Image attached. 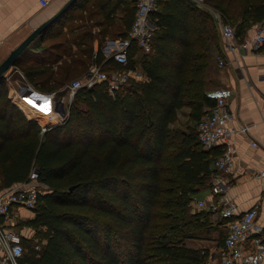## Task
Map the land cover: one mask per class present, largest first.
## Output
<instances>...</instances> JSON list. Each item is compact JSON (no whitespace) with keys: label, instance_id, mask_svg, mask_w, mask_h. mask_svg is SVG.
I'll return each mask as SVG.
<instances>
[{"label":"trees","instance_id":"obj_1","mask_svg":"<svg viewBox=\"0 0 264 264\" xmlns=\"http://www.w3.org/2000/svg\"><path fill=\"white\" fill-rule=\"evenodd\" d=\"M80 3L70 19L81 22L52 33L59 20L40 36L50 40L40 55L27 49L14 65L45 92L94 63L108 72L139 69L144 79L130 78L113 92L106 81L82 88L67 120L47 129L49 117L0 78V191L27 182L34 167L44 190L27 221L36 235L22 239L18 264H203L206 253L185 240L203 235L207 213H192L190 204L210 184L223 151L204 149L195 126L215 102L207 90L211 60L223 51L215 12L243 37L264 22V0H159L150 14L152 50L133 40L126 65L94 44L128 37L136 0L74 6ZM184 107L195 124L173 128Z\"/></svg>","mask_w":264,"mask_h":264},{"label":"crops","instance_id":"obj_2","mask_svg":"<svg viewBox=\"0 0 264 264\" xmlns=\"http://www.w3.org/2000/svg\"><path fill=\"white\" fill-rule=\"evenodd\" d=\"M48 1L49 4L44 6L41 0H0V63L36 27L59 11L68 0ZM81 5L82 3L73 6L69 14L61 19L51 32L56 33L61 27L65 32L71 24L75 27V24L81 22L82 20L77 19L78 17L73 22L70 19L82 11ZM255 27L256 25L252 26L240 39L250 40L255 35ZM81 30L76 28L73 35L80 36ZM99 31L100 27L97 26L92 32L98 33ZM46 38L41 40L38 37L28 49L40 54L38 48L47 44L48 38ZM108 39L122 38L107 36L101 45L96 40L95 50L103 51V48L105 50ZM72 47L73 51L77 49L75 43ZM222 48V53L216 54L209 65L207 90L213 97H216L219 88H226L228 107L235 116L230 126L246 128L232 137L231 142L235 147L234 165L225 174L228 195L236 203L238 214L255 206L258 207L256 224L264 232V174H262L264 172V46L258 51H241L232 54L224 49L222 41ZM218 56L225 58L227 62L225 66H219ZM91 68L92 66L87 74L77 79H87ZM190 111L188 107H184L179 110V113L186 112L190 117ZM213 148L223 150V141ZM210 185L211 182L208 186L201 188L195 197V201L205 200L206 206L199 207L195 201L190 204L192 213L203 211L207 213L206 216L201 217L203 223L206 224L203 235L185 240L188 247L206 253V260L203 264H215L221 260L223 242L228 231L226 221L219 217L221 209L219 195L212 194ZM14 186H19V184ZM3 191L1 190L0 193ZM34 217L33 209L16 204L11 207L9 215L2 219L1 223L5 229H12L19 233L21 240L31 239L36 235V229L29 226L27 221Z\"/></svg>","mask_w":264,"mask_h":264},{"label":"built area","instance_id":"obj_3","mask_svg":"<svg viewBox=\"0 0 264 264\" xmlns=\"http://www.w3.org/2000/svg\"><path fill=\"white\" fill-rule=\"evenodd\" d=\"M158 1L136 0L135 20L128 37L125 39H108L105 50L103 48L104 52L102 51L105 57H113L117 62L126 65L128 63V47L133 40L144 52L152 50L155 26L150 19V14L157 8ZM197 1L203 2L204 0ZM41 4L46 6L49 1L41 0ZM215 17L220 25L223 47L228 53L258 51L264 46V22L256 25L255 35L250 40L244 41L237 35L235 27L225 21L219 12H215ZM218 60L221 67L227 63L223 56H218ZM4 77L21 101L41 114L54 119L57 123H63L70 114L68 106L82 88L92 87L99 82L106 81L110 91L113 92L128 83L130 78L144 79V74L135 69H124L109 74L102 70L101 65L94 63L90 76L84 82L81 79H75L66 83L61 89L52 92H44L33 86L16 66L10 67ZM29 93H34L39 99H47L50 108L40 111L33 107L40 108L27 99ZM226 96V88H219L214 104L205 107L204 113L197 123L198 137L204 149L210 150L220 141L224 143L222 154L214 160L210 185L212 194L219 195L221 205L219 217L224 219L228 225V231L223 242L222 257L215 264H262L264 260V232L256 224L258 207L255 206L242 214H238L236 203L228 195L225 174L234 165L235 147L231 142L232 137L246 128L230 126L235 116L228 107ZM254 144L256 145V143ZM38 177L39 171L34 167L27 182L20 183L19 186L8 188L0 193V264H18V259L23 254L24 248L20 234L12 229H5L1 220L9 215L13 205L19 204L29 209L36 207L41 193ZM195 200L196 198L192 202ZM195 203L199 207L207 205L205 200H197Z\"/></svg>","mask_w":264,"mask_h":264},{"label":"water","instance_id":"obj_4","mask_svg":"<svg viewBox=\"0 0 264 264\" xmlns=\"http://www.w3.org/2000/svg\"><path fill=\"white\" fill-rule=\"evenodd\" d=\"M79 0H68L62 8L57 11L53 16L36 27L19 45H17L9 55L0 63V78L6 71L15 66L16 61L22 54L29 48L31 43L38 37L42 36L47 30L53 27L64 15L78 2Z\"/></svg>","mask_w":264,"mask_h":264},{"label":"rangeland","instance_id":"obj_5","mask_svg":"<svg viewBox=\"0 0 264 264\" xmlns=\"http://www.w3.org/2000/svg\"><path fill=\"white\" fill-rule=\"evenodd\" d=\"M204 2V1H203ZM94 29V28H93ZM48 38V37H47ZM46 38V39H47ZM59 40H61V38H57V39H55L54 41L56 42V41H59ZM48 41V40H47ZM50 42V40L47 42V43H49ZM95 42H96V40H95ZM46 44V43H45ZM30 51H31V56H34L36 53L34 52V51H32L31 49H30ZM38 55V54H37ZM40 55V54H39ZM29 59V58H28ZM31 59V58H30ZM105 72H107V73H111V71H105ZM80 76H78V77H76V78H73V80H75V79H77V78H79ZM72 79H70V80H66L65 82L66 83H69V82H71V81H73ZM83 82L86 80V78H83V79H81ZM61 89V88H60ZM72 103H73V101L71 102V104L68 106V110H70V107H71V105H72ZM79 107H81V108H83V109H86V106H85V104L84 103H82V104H80V106ZM68 110H67V112H68ZM195 124V122H192L190 119H189V115L186 113V112H181V113H179V119H178V121L177 122H175L173 125H172V127L173 128H180V129H182V130H186L187 129V127L188 126H190V125H194ZM44 125H46V127H47V129L48 128H51L52 126H54V125H57V123H56V121L54 122V120H51L50 118H47L46 119V122L44 123ZM196 126V128H197V124L195 125ZM46 131V130H45ZM44 132V131H43ZM42 191H44L43 190V187L41 186V192Z\"/></svg>","mask_w":264,"mask_h":264},{"label":"bare ground","instance_id":"obj_6","mask_svg":"<svg viewBox=\"0 0 264 264\" xmlns=\"http://www.w3.org/2000/svg\"><path fill=\"white\" fill-rule=\"evenodd\" d=\"M27 99L31 102V103H34L36 104L38 107L40 108H37L36 106H33L35 107L36 109L40 110V111H44L46 109H49L50 106L48 105V101L47 99H39L37 95H35L34 93H29L27 95Z\"/></svg>","mask_w":264,"mask_h":264}]
</instances>
